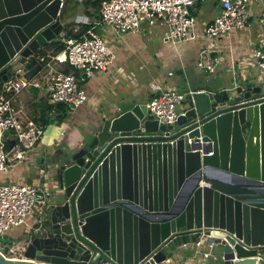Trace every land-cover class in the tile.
Segmentation results:
<instances>
[{
    "label": "water",
    "instance_id": "1",
    "mask_svg": "<svg viewBox=\"0 0 264 264\" xmlns=\"http://www.w3.org/2000/svg\"><path fill=\"white\" fill-rule=\"evenodd\" d=\"M70 2L0 0V86L41 69ZM186 102L169 126L135 98L103 115L58 157L64 199L25 238V257L0 253V264H157L201 233L224 264L264 258V88L208 81Z\"/></svg>",
    "mask_w": 264,
    "mask_h": 264
},
{
    "label": "built area",
    "instance_id": "2",
    "mask_svg": "<svg viewBox=\"0 0 264 264\" xmlns=\"http://www.w3.org/2000/svg\"><path fill=\"white\" fill-rule=\"evenodd\" d=\"M203 1L101 0L100 17L91 22V26L79 38L61 37L65 44L61 51L64 57L60 52L48 53L42 61L41 69L29 79L22 77L20 69L16 70L0 86V172H8L19 163H35L36 149L43 137V125L32 117H21L16 102L18 94L25 87L36 83V76L44 80L49 102L63 104L69 114L88 101L87 90L75 73L61 70L56 65L67 63L74 69L82 70L87 77L107 71L116 57V49L97 31L99 27L119 36L123 33L136 34L142 29H152L162 24L163 42L172 44L203 37L196 63L201 70L214 73L223 60L220 47L231 50L233 34L249 30L256 13L255 7L261 0H217L220 11L202 23L192 7ZM256 16L259 22L256 39L251 41L252 45L243 56L231 61L230 68L234 73L239 65L243 68L256 67L255 78L264 88V7L260 8ZM222 38H226L229 43L219 42ZM246 74L245 70L240 77L246 80ZM233 82L237 84L236 75ZM148 87L151 92L147 102L149 113L159 123L168 126L176 121L179 113L184 112V108L178 109L177 106L187 101L193 90L165 86L156 80L148 81ZM54 188L60 190L61 185L55 169L49 167L40 168L38 178L29 183L0 182V253L3 256L13 259L25 257L26 239L20 244L19 240L4 242L1 238L13 227L27 224L30 215L36 212L39 215L49 213L50 206L55 203L50 199ZM219 243L218 239L212 241L208 234L201 233L195 242L184 247L194 246L192 257L200 262L202 257L216 258L211 248ZM205 244L208 245L207 249H203ZM262 259L258 257L257 264H261ZM174 260L172 254L157 264H175Z\"/></svg>",
    "mask_w": 264,
    "mask_h": 264
},
{
    "label": "crops",
    "instance_id": "3",
    "mask_svg": "<svg viewBox=\"0 0 264 264\" xmlns=\"http://www.w3.org/2000/svg\"><path fill=\"white\" fill-rule=\"evenodd\" d=\"M84 2L85 0H71L67 5L66 13L61 19L63 26L67 23H72L74 25L71 26V29L77 31V29L80 28V25L94 21H91L88 14H86L87 10H91V8L89 6L86 7ZM212 2L218 13L220 11L218 1L213 0ZM261 7H264V0H261L260 3L256 5V13L253 17L258 14ZM155 28H152V30ZM147 30L149 29L145 28L136 34L123 33V35L116 37H114L115 35H110V38H107L116 49V57L113 61V65L107 70V72H99L87 77L84 76L82 70L74 69L67 63L56 65L59 69L61 68V70H64L66 66H69L71 68L70 71L75 73L76 77L87 90L89 97L87 102L79 105L69 114L68 118H65L66 122L74 125H84L85 128L88 126V128L83 131V133L74 134V136H71L70 138L65 136L66 132H63V129H60L57 136H52L51 133L44 134L43 130L42 140L38 145L34 156L35 163H19L10 170L15 173H22V175L19 178H16L17 180L15 181L29 183L36 180L39 175V169L47 167V164L45 163L46 156H51V158L54 159L68 147L79 145L86 131L92 129L94 123L99 122L103 115H109V112L115 110L125 99L135 98L136 101L147 103L151 94L148 87V81L150 80H156L165 86L171 85L180 90L186 91L188 89H194L208 81L213 83L215 80H217L220 86L223 87L221 74L225 72H231L232 80L236 75L237 83H239L238 78H240L241 73H245V70L247 71V77L250 76L251 67L243 68L239 65V67L234 70V73L230 68L231 61L234 59L236 61V59L240 58L247 52V49L244 46L235 42L234 38L241 36L239 32L234 34V38L231 39L232 41H230V43L233 45H231V50H229V52L223 46L220 47V51L223 52V60L217 66L214 73L206 75L196 63L197 54L201 44L186 43L187 45L176 52L170 51L168 53H161L159 58L161 62L159 64L158 61L153 60L151 52L147 50L146 42L141 36V33H145ZM97 31L101 35H103L102 31L107 32L105 28L100 27L97 28ZM63 35H65V30L62 28L57 37L61 38ZM219 42L229 43L226 38L220 39ZM39 58L42 61L44 60L42 56H39ZM150 61L154 63V66L151 68L147 67V62ZM142 69L146 70L148 73V77L145 81H143L139 75H135L136 77L134 76V73L141 71ZM117 71H119V77H116ZM246 80H248V78ZM34 82L36 83H32L25 87L18 94L16 105L19 109V115L21 117H32L41 123V114H44L47 119L52 117V120H54V111L46 109L51 103L48 100L47 91L44 87V80L41 78L38 79L36 76ZM184 87L186 88L183 89ZM30 168H33V172L26 173ZM42 215H44L43 219H45L48 216V213ZM27 224L30 226L31 223L28 221ZM34 227H37V225L35 224ZM22 228H17L16 230L12 229L9 235L12 238L17 236V239L15 240H19L20 244L25 240L24 238H20L21 234L25 232ZM191 247L192 246L181 247L174 250L173 256L175 257V264H192L194 262V258L192 257L194 250L192 253H183V251L186 250L190 251ZM200 260L202 261V259ZM195 261L197 260L195 259Z\"/></svg>",
    "mask_w": 264,
    "mask_h": 264
},
{
    "label": "rangeland",
    "instance_id": "4",
    "mask_svg": "<svg viewBox=\"0 0 264 264\" xmlns=\"http://www.w3.org/2000/svg\"><path fill=\"white\" fill-rule=\"evenodd\" d=\"M213 0H205L203 2H197L196 4H194V6L192 7L193 11L196 13L198 20H200L202 23L204 21H206L208 18H212L214 15L217 14V9L215 8V6L213 5ZM202 26V25H201ZM155 27H159V28H155ZM153 28L155 29H149L147 30L145 33H141V36L144 38V41L146 42V46H147V50H149L151 52L152 58L154 61H158V63L160 64L161 60L160 55L161 53H168L170 51H174L176 52L177 50L182 49L185 45H187L186 43H197L198 45H200L202 43V40H204L203 37H200V39L198 40H192V41H183V42H178L177 44H172V43H164L163 42V33H164V26L162 24H158L156 26H154ZM259 29V22H258V17L255 16L252 18L251 23H250V27L248 31H243L242 33L239 32V34L241 35L240 37H235L234 38V34H233V38L235 39V42H237L239 45L244 46L247 50L250 47V45H252L251 41L256 39V31ZM103 32V36L105 38H110L111 36L116 37V34L114 33H107V32ZM106 33V34H105ZM143 34V35H142ZM123 35V34H122ZM120 36V35H119ZM158 36V37H157ZM147 37V38H146ZM150 37V38H148ZM250 40V41H249ZM232 41V40H231ZM226 49L229 52V48L226 47ZM221 54L223 55V52H221ZM113 65V63L109 66V68H111ZM154 66V63L152 61L147 62V67L151 68ZM57 67V66H56ZM58 68V67H57ZM108 68V69H109ZM144 68V67H142ZM61 69V68H60ZM256 67L252 66L251 70H250V76L248 77V80H243L241 77L238 78V82L240 84L243 85H257L258 81L256 80L255 76H256ZM107 72V71H106ZM203 73H205L206 75H210L211 73L206 72L205 70L202 71ZM147 71L142 69L141 71H137L136 73H134L135 75H139L141 77V79L143 81H145L148 77L147 75ZM116 77H119V71H117V75ZM136 77V76H135ZM221 78H222V85L223 86H228L230 85V83L232 82V76H231V72H225L223 74H221ZM121 79V78H120ZM119 79V80H120ZM186 87H184L183 89H185ZM89 92V91H88ZM187 105V102L185 101L182 104H179L177 106L178 109H182L185 108ZM43 130H44V134L46 133H51L52 136H57L60 129H63V132H66V137L70 138L71 136H74V134H81L83 133V131H85L88 126L85 128L84 125H74V124H70L69 122H66V119L63 118L59 121H54L52 120V117L48 118L47 122L43 123ZM90 126V125H89ZM75 147H68L67 149H65L64 151H62L57 157H56V161L54 162L51 158V156H46V160L45 163L47 164V167L51 168V169H56V165H58L57 163V159L62 158L66 153L70 154ZM59 160V159H58ZM33 172V168H30L28 172ZM22 175V173H15L12 171H8V172H0V182H8V181H15L17 180L16 178H19ZM57 188H54L52 190V194H51V201L52 202H60L63 201L64 199V193L63 190H55ZM48 210V209H47ZM43 217L44 215H39L37 212L33 215H30L28 218V221L31 223L30 226L28 224H22L20 226L17 227H13V230H16L17 228H22L25 232L23 234H21V239H25L36 227H34V225L36 224L37 226L40 225L43 222ZM33 226V227H32ZM12 229L10 231H8L6 234V236H3L1 239L4 242H10L11 239H17V236H14L13 238L10 235V232L12 231ZM25 234V235H24ZM26 236V237H25ZM19 238V237H18ZM194 246L191 247L190 251L186 250L183 251V253H187L193 252ZM208 245L205 244L203 246V249H207ZM223 248L216 244L213 248H211V252L216 255V258H214L213 256L208 257V258H203L202 257V261H195L192 264H224L223 260L221 259V252H222ZM264 263V259H262L261 264ZM163 264V263H161Z\"/></svg>",
    "mask_w": 264,
    "mask_h": 264
},
{
    "label": "trees",
    "instance_id": "5",
    "mask_svg": "<svg viewBox=\"0 0 264 264\" xmlns=\"http://www.w3.org/2000/svg\"><path fill=\"white\" fill-rule=\"evenodd\" d=\"M100 4H101V0H85L84 5L86 7H90L91 10H87L86 14H88V16L90 17V20H97L101 13H100ZM74 24L72 23H67L63 26V29L65 30V36L66 37H76L79 38L80 35L88 28L91 26V23H85L80 25V28L77 29V31H73V29H71V26H73ZM64 42L61 40L60 37H57L55 39H53L50 42H47L41 49L38 50L37 55L38 56H42V58L46 57V55L51 52V54H56L58 52H61L64 49ZM72 67V66H71ZM73 68V67H72ZM71 68L69 66H66L64 68V71H70ZM46 109H51L54 111V120L59 121L63 118H68L69 117V113L67 112L66 107L61 104V103H57L56 105H48L46 107Z\"/></svg>",
    "mask_w": 264,
    "mask_h": 264
},
{
    "label": "bare ground",
    "instance_id": "6",
    "mask_svg": "<svg viewBox=\"0 0 264 264\" xmlns=\"http://www.w3.org/2000/svg\"><path fill=\"white\" fill-rule=\"evenodd\" d=\"M60 55L62 56V57H64V53L63 52H60ZM221 239H222V237H220Z\"/></svg>",
    "mask_w": 264,
    "mask_h": 264
}]
</instances>
